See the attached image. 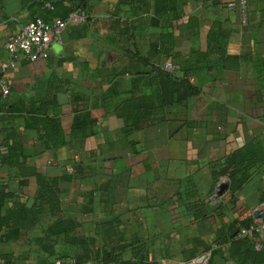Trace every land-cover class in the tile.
<instances>
[{"label": "crops", "instance_id": "1", "mask_svg": "<svg viewBox=\"0 0 264 264\" xmlns=\"http://www.w3.org/2000/svg\"><path fill=\"white\" fill-rule=\"evenodd\" d=\"M79 4L86 23L53 42L46 60L9 61V35ZM216 23L236 61L196 71V95L177 102L154 68L206 52ZM0 78L9 87L0 92V148L14 144L22 164L0 166V187L12 197L0 214L17 202L42 209L0 245L9 259L0 264H42V245L65 258L143 252L150 264L215 251L211 264H236L220 243L226 227L236 222L245 236L240 223L259 224L254 212L264 205V0H247L246 23L237 0H0ZM246 147L257 159L231 193L223 163ZM22 168L55 181L53 205L36 202V177ZM221 183L227 190L212 201ZM56 221L69 231L48 237ZM255 234L264 242V224Z\"/></svg>", "mask_w": 264, "mask_h": 264}, {"label": "trees", "instance_id": "2", "mask_svg": "<svg viewBox=\"0 0 264 264\" xmlns=\"http://www.w3.org/2000/svg\"><path fill=\"white\" fill-rule=\"evenodd\" d=\"M46 3L51 5V9H47L44 7ZM40 3V7L45 9L48 13L53 10L58 9V3ZM80 9L84 11L87 16V9L83 4L75 5L70 10H65V12L61 15L56 16H47L42 19L44 21H50L53 19H65L69 12ZM37 19V18H35ZM88 19V17H87ZM227 38V34L220 30L219 24H214V29L210 32L208 36V49L206 52L192 51L188 59L184 62L179 63V69L182 73L181 77H177L175 74H170L164 72L160 69V66L155 67L154 69L158 72L166 81L170 83L173 87V92L176 93V101L182 102L187 100L190 97L196 95L197 90L196 87L192 85L190 79L194 76L196 71L201 70H212V69H224L229 64H232L236 61V58H232L226 55L225 50V39ZM216 56V59H212V56ZM177 65V64H176ZM74 133L76 128L74 127ZM8 146V151L6 154L1 155V164L6 165H19V157L20 153H17V147ZM250 147L243 148L238 150L230 155L227 159L224 160L223 169L221 171V175L226 177L229 181V190L231 193L235 192L239 189L244 183H246L250 177V167L256 161V156L252 153ZM22 175L24 177L35 176L38 191L36 196V202L50 204L51 199H53V192L51 191V186L55 182L53 180H46L43 176L38 175L32 169L22 168ZM12 198L11 195L5 194L3 189L0 187V211L4 202L7 199ZM42 213V209L36 206L26 207L21 203H13L11 208L7 210V212L3 215L0 214V245L2 243L8 241H14L19 237L20 230L24 228L25 221L27 219L34 220V218ZM236 222L230 223L226 227V233L224 239H221L220 243L229 244L230 245V254L229 258L236 262V264H264V242L260 241L257 234L252 232V236H242L239 237V231L235 228ZM240 225L249 230L251 227H255L254 219H248L244 222H241ZM69 231L68 226H66L61 221H56L53 223L46 231V235L49 237L57 236L60 233H67ZM222 232V233H221ZM223 234V229L219 230L218 235L221 236ZM48 244V243H47ZM259 244V248L255 245ZM46 247L42 245L41 252L45 255V261L42 264H54L56 259H68L72 258L76 264H82L85 262H91L92 264H150L148 257L143 252H139V254H135L133 259L131 260H121L120 256H111L105 252H96L95 254H86L84 257H59L56 256L54 252L49 251L50 245ZM218 252L212 251L211 255L208 259V264H211L213 256L218 255ZM0 258L7 263L9 259L7 256L0 254Z\"/></svg>", "mask_w": 264, "mask_h": 264}, {"label": "built area", "instance_id": "3", "mask_svg": "<svg viewBox=\"0 0 264 264\" xmlns=\"http://www.w3.org/2000/svg\"><path fill=\"white\" fill-rule=\"evenodd\" d=\"M230 8L235 7L234 3H229ZM237 6L241 12L242 22L246 23L247 19V0H237ZM45 8L51 9V5L46 3ZM87 14L76 9L66 16L65 19H53L50 21H44L42 19H34L25 24L17 32L8 36L4 44V50L6 51L9 61L17 63L20 60H26L28 62H35L38 60H46L49 53L50 45L53 42L60 40V37L71 27H77L85 24L87 21ZM4 65L3 67H5ZM160 69L170 74H177L180 72L179 66L172 63H164L160 65ZM192 81V79H190ZM0 92L5 96L9 94V87L7 82L0 78ZM4 153V149L0 148V166L1 155ZM217 198L216 192L211 196L212 201ZM264 206V205H263ZM258 212V209L255 210ZM264 213V212H263ZM259 213V214H263ZM260 221L255 227H251L246 231V235L252 236V232H258L260 226L264 224L261 217L257 218ZM259 248V244L255 245ZM204 261V263H202ZM54 264H76L72 258L68 259H56ZM82 264H92L91 262H85ZM180 264H208V256L203 255L189 262H181Z\"/></svg>", "mask_w": 264, "mask_h": 264}, {"label": "water", "instance_id": "4", "mask_svg": "<svg viewBox=\"0 0 264 264\" xmlns=\"http://www.w3.org/2000/svg\"><path fill=\"white\" fill-rule=\"evenodd\" d=\"M59 99H61L60 96H59ZM226 190H227V185L224 183H221L216 188V195L221 196L222 194H224L226 192ZM254 216H255V218L261 217L262 220L264 221V213L261 215L258 212H254Z\"/></svg>", "mask_w": 264, "mask_h": 264}, {"label": "rangeland", "instance_id": "5", "mask_svg": "<svg viewBox=\"0 0 264 264\" xmlns=\"http://www.w3.org/2000/svg\"><path fill=\"white\" fill-rule=\"evenodd\" d=\"M264 212V206H261L259 209H258V213H263Z\"/></svg>", "mask_w": 264, "mask_h": 264}, {"label": "bare ground", "instance_id": "6", "mask_svg": "<svg viewBox=\"0 0 264 264\" xmlns=\"http://www.w3.org/2000/svg\"><path fill=\"white\" fill-rule=\"evenodd\" d=\"M202 263H204V261H202Z\"/></svg>", "mask_w": 264, "mask_h": 264}]
</instances>
